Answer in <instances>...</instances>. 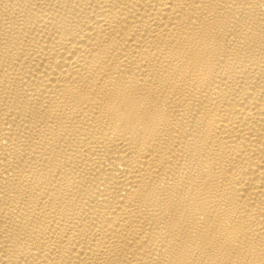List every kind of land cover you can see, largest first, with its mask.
Listing matches in <instances>:
<instances>
[{"label": "bare ground", "instance_id": "obj_1", "mask_svg": "<svg viewBox=\"0 0 264 264\" xmlns=\"http://www.w3.org/2000/svg\"><path fill=\"white\" fill-rule=\"evenodd\" d=\"M0 264H264V0H0Z\"/></svg>", "mask_w": 264, "mask_h": 264}]
</instances>
